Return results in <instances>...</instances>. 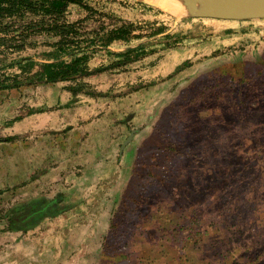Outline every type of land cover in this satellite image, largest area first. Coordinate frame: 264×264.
I'll return each mask as SVG.
<instances>
[{
  "label": "rangeland",
  "instance_id": "rangeland-1",
  "mask_svg": "<svg viewBox=\"0 0 264 264\" xmlns=\"http://www.w3.org/2000/svg\"><path fill=\"white\" fill-rule=\"evenodd\" d=\"M86 1L140 24L147 36L131 45L143 42L150 52L84 78L103 95L82 94L70 107L63 105L72 100L71 81L0 90V139L18 136L0 141V264H143L145 255L166 264L160 245L206 264L208 242H218L212 264H223L230 240L262 252L264 262V19L177 14L149 0ZM86 14L73 5L68 18ZM158 27L165 32L149 36ZM56 40L0 32V73L20 72L11 61H44ZM110 60L100 52L90 66ZM132 130L125 153L97 159L99 146L116 145ZM78 131L82 139L69 141ZM93 132L97 138H89ZM149 166L173 183L160 185ZM131 195L138 201L122 205ZM32 206L38 221L19 229L14 217ZM49 209L65 210L43 215Z\"/></svg>",
  "mask_w": 264,
  "mask_h": 264
},
{
  "label": "trees",
  "instance_id": "trees-1",
  "mask_svg": "<svg viewBox=\"0 0 264 264\" xmlns=\"http://www.w3.org/2000/svg\"><path fill=\"white\" fill-rule=\"evenodd\" d=\"M134 1L138 2V0ZM71 5L80 6L87 14L80 19L70 20L68 14ZM18 18L19 26H16ZM105 18H108L110 22L106 21ZM90 19L99 22L97 27H88L86 25ZM164 30V27H158L151 31L149 36L163 34ZM13 31H19V37L21 38L32 34L46 33L57 40L51 43L53 49L44 53L47 56L44 61H34L29 57L19 59L16 62L11 61L9 66H17L20 72L12 75L0 73V90L18 89L25 85L32 86L35 84H55L62 81H71V84L67 85L65 89L71 92L72 100L70 99V102L63 105L64 107H70L72 103H77L80 100L79 96L82 94L92 97L103 95L101 91L93 89V86L86 82L84 78L135 63L150 52L147 51L143 42L131 45L133 40L143 39L147 36L142 31L140 24L119 19L108 12L94 7L86 0H0V32L10 33ZM165 37H171V34L165 33ZM120 43L125 44V49L121 51L114 50L113 46ZM100 52L109 55L111 58L110 62L106 65L91 67L90 61ZM186 64L185 62L183 65ZM183 65L177 67V71ZM30 110L29 114L44 111V109L40 108ZM21 118V116L15 117L12 121L14 122ZM17 137L10 136L0 139V141H12ZM173 148L176 150L178 147L176 145H167V149L173 150ZM147 168V175L153 176L160 185L166 187L173 183V180L166 176L164 172H156L151 166ZM127 198L130 201H138V197L131 195L123 198L122 205L126 206ZM32 209L33 211L26 209L24 213L14 217L16 222L19 221V229H25L24 227L30 225V221L31 223L38 221H34L33 217L40 209L33 206ZM63 210L65 209L55 212V210L50 211L49 209L43 215L55 216ZM215 223L216 221H212L214 226ZM217 243H206L207 247L205 250H207L209 255L206 264H212L216 260V256L220 258L212 251ZM245 245L243 249L241 245L230 240L227 244L228 253L223 256V264L228 263V258L233 255L236 257L238 250H242V253L235 261V264H264L263 253H252L250 249L245 248ZM160 249L159 252L163 253L162 259H165L166 264H171L175 260L177 264H192L186 262L183 257L178 256L182 250L177 245H160ZM126 255L129 257L128 254ZM123 258L125 257L120 255L117 260H122ZM155 261L156 258L151 255H145L141 258L143 264H153ZM138 263L140 262L138 261Z\"/></svg>",
  "mask_w": 264,
  "mask_h": 264
},
{
  "label": "water",
  "instance_id": "water-1",
  "mask_svg": "<svg viewBox=\"0 0 264 264\" xmlns=\"http://www.w3.org/2000/svg\"><path fill=\"white\" fill-rule=\"evenodd\" d=\"M138 1L148 2L147 0H138ZM202 3L208 4L205 2ZM232 3L235 4L236 6L235 11H207V12L192 13L189 15L198 16V17L228 19V20L264 19V0H232ZM200 6H203V4H201ZM131 117L132 115H129L127 119H130ZM134 133L135 131L133 130L130 133L128 139L124 142L123 147H125L126 144L133 138Z\"/></svg>",
  "mask_w": 264,
  "mask_h": 264
},
{
  "label": "bare ground",
  "instance_id": "bare-ground-1",
  "mask_svg": "<svg viewBox=\"0 0 264 264\" xmlns=\"http://www.w3.org/2000/svg\"><path fill=\"white\" fill-rule=\"evenodd\" d=\"M153 4L177 14H192L207 11H235L232 0H149ZM202 2L208 3L204 4ZM203 4V6H200ZM207 5V6H206Z\"/></svg>",
  "mask_w": 264,
  "mask_h": 264
},
{
  "label": "crops",
  "instance_id": "crops-1",
  "mask_svg": "<svg viewBox=\"0 0 264 264\" xmlns=\"http://www.w3.org/2000/svg\"><path fill=\"white\" fill-rule=\"evenodd\" d=\"M153 4V3H152ZM71 6H73V5H71ZM160 7V6H159ZM162 8V7H161ZM62 82H65V81H62ZM59 83V82H58ZM71 93V92H70ZM81 96L82 95H80L79 97L81 98ZM79 98V99H80ZM69 102V101H68ZM80 102V100L77 102V103H79ZM31 105L33 106V107H35V108H38V106L36 105V103H31ZM37 113H39V112H37ZM27 114H28V112H27ZM32 114H34V113H32ZM31 114V115H32ZM28 115H30V114H28ZM33 129H34V127H33ZM121 129H123V128H121ZM77 130H80V128L79 127H77ZM120 130V129H119ZM123 131V130H122ZM133 131V130H132ZM135 131V130H134ZM136 132V131H135ZM134 135H135V133H134ZM97 132H93V134H91V136L89 137V138H93V137H95V138H97ZM130 136V135H129ZM129 136H127L125 139L123 138L121 141H117L116 142V145H111L110 143H107L106 144V142H104L101 146H99L98 148H97V151H96V154H97V159H103V160H109V161H115V159L114 158H116L117 156H115L114 157V152L115 151H117V153H118V157H119V155L121 156L122 154H123V152L125 153L126 152V149H127V147L125 146V147H123V144H124V142L128 139V137ZM82 137H83V135L82 134H80L79 133V131L76 133V134H73V136H71L70 135V137L68 138L69 139V141L71 140V138H79L80 140L82 139ZM80 140H78V141H80ZM35 146H38V141L36 140L35 141ZM32 145H34V142L32 143ZM127 145V144H126ZM108 146H111L112 147V149L111 148H109ZM114 146H116V147H114ZM34 147V146H33ZM117 157V158H118ZM118 162V161H117ZM131 180V179H130ZM130 180L128 181V182H130ZM76 196V195H75ZM70 210V209H69Z\"/></svg>",
  "mask_w": 264,
  "mask_h": 264
}]
</instances>
